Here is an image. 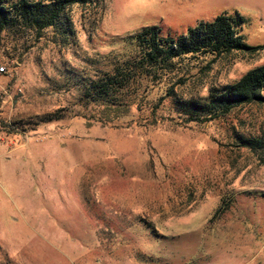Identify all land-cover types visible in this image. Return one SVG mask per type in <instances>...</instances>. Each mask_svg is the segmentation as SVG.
<instances>
[{
  "label": "rangeland",
  "instance_id": "rangeland-1",
  "mask_svg": "<svg viewBox=\"0 0 264 264\" xmlns=\"http://www.w3.org/2000/svg\"><path fill=\"white\" fill-rule=\"evenodd\" d=\"M99 2L68 11L70 36L0 32V264H264V150L240 140L264 139V105L207 123L178 105L264 66V49L125 65L143 28L178 38L221 15L264 48V0ZM117 68V107L94 102L87 84Z\"/></svg>",
  "mask_w": 264,
  "mask_h": 264
},
{
  "label": "trees",
  "instance_id": "trees-1",
  "mask_svg": "<svg viewBox=\"0 0 264 264\" xmlns=\"http://www.w3.org/2000/svg\"><path fill=\"white\" fill-rule=\"evenodd\" d=\"M99 0H0V32H34L39 37L48 29L64 35H72V21L68 11L74 6H98ZM240 16H218L212 22H201L178 38H165L158 26L145 27L133 40L140 48V54L126 65L151 70H169L175 62L189 56L212 55L215 59L232 52L258 54L263 47H249L240 34L243 23ZM117 68L114 74L92 81L86 86L87 95L96 97L94 102L102 106L117 107L116 93L122 89ZM123 76V75H122ZM173 91V90H172ZM264 66L248 71L237 82L226 86L205 102H179L181 113L192 122L207 123L230 114L246 105H264ZM115 95V96H114ZM113 100L111 102L110 100ZM56 118H50L49 121ZM0 124H7L0 120ZM243 147L253 151L264 150V139L240 138Z\"/></svg>",
  "mask_w": 264,
  "mask_h": 264
},
{
  "label": "built area",
  "instance_id": "built-area-1",
  "mask_svg": "<svg viewBox=\"0 0 264 264\" xmlns=\"http://www.w3.org/2000/svg\"><path fill=\"white\" fill-rule=\"evenodd\" d=\"M5 72V68L4 67H1L0 68V74L4 73Z\"/></svg>",
  "mask_w": 264,
  "mask_h": 264
}]
</instances>
